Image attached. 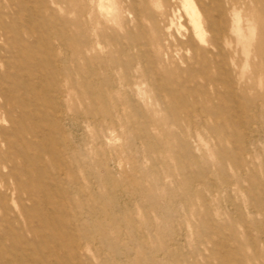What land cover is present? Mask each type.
<instances>
[{"label": "rangeland", "instance_id": "rangeland-1", "mask_svg": "<svg viewBox=\"0 0 264 264\" xmlns=\"http://www.w3.org/2000/svg\"><path fill=\"white\" fill-rule=\"evenodd\" d=\"M198 7L0 0V264H264V0Z\"/></svg>", "mask_w": 264, "mask_h": 264}, {"label": "bare ground", "instance_id": "bare-ground-1", "mask_svg": "<svg viewBox=\"0 0 264 264\" xmlns=\"http://www.w3.org/2000/svg\"><path fill=\"white\" fill-rule=\"evenodd\" d=\"M218 7H219V5H218ZM183 10L185 12V15L188 17V20L191 23V28L189 29V30H191V31H189L190 36H192V37L196 36L201 41H203L204 37H206V34L204 35L205 30H203L202 23L204 22L205 25L209 29H212L214 24L212 22L211 17L205 13L204 14V21H202L201 12H200L199 7H198V0H183ZM183 28H186V27H183ZM222 31H223V29H222Z\"/></svg>", "mask_w": 264, "mask_h": 264}]
</instances>
